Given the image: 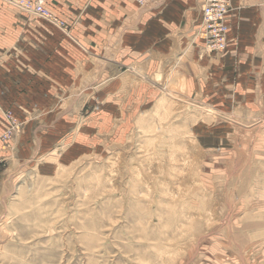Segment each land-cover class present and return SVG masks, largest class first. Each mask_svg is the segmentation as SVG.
<instances>
[{"label":"rangeland","instance_id":"obj_1","mask_svg":"<svg viewBox=\"0 0 264 264\" xmlns=\"http://www.w3.org/2000/svg\"><path fill=\"white\" fill-rule=\"evenodd\" d=\"M182 89L86 104L77 135L2 165L0 264H264V106Z\"/></svg>","mask_w":264,"mask_h":264},{"label":"crops","instance_id":"obj_2","mask_svg":"<svg viewBox=\"0 0 264 264\" xmlns=\"http://www.w3.org/2000/svg\"><path fill=\"white\" fill-rule=\"evenodd\" d=\"M204 0H45L64 23L0 0V135L6 111L26 122L0 142V168L73 137L84 105L143 104L146 82L182 87L212 111L264 106V0H233L228 43L205 49ZM97 113V110H93ZM78 130V128L76 129Z\"/></svg>","mask_w":264,"mask_h":264},{"label":"built area","instance_id":"obj_3","mask_svg":"<svg viewBox=\"0 0 264 264\" xmlns=\"http://www.w3.org/2000/svg\"><path fill=\"white\" fill-rule=\"evenodd\" d=\"M18 9L28 13H34L46 19L54 21L63 26L55 15H53L45 6V0H4ZM158 0H136L139 6L145 7L157 2ZM233 0H204L202 6L201 22L198 33L205 40V49L209 52L222 53L226 50L228 43L229 24L227 18L232 10ZM6 118L10 122V127L0 136V142L9 141L18 124L16 117L10 111H6Z\"/></svg>","mask_w":264,"mask_h":264}]
</instances>
